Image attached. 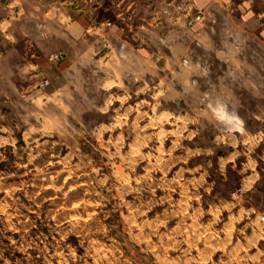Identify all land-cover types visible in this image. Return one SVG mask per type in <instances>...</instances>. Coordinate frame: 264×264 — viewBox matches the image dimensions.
Instances as JSON below:
<instances>
[{
  "label": "rangeland",
  "instance_id": "374dc122",
  "mask_svg": "<svg viewBox=\"0 0 264 264\" xmlns=\"http://www.w3.org/2000/svg\"><path fill=\"white\" fill-rule=\"evenodd\" d=\"M251 47L263 73L249 102H202L194 45L173 99L160 80L153 96L79 102L57 128L32 119L24 134L1 108L16 131L0 130V264H264V45Z\"/></svg>",
  "mask_w": 264,
  "mask_h": 264
},
{
  "label": "crops",
  "instance_id": "0c3cea01",
  "mask_svg": "<svg viewBox=\"0 0 264 264\" xmlns=\"http://www.w3.org/2000/svg\"><path fill=\"white\" fill-rule=\"evenodd\" d=\"M70 2L0 0V109L24 125L22 134L32 119L57 128L79 102H123L128 90L136 97L149 87L153 96L160 80L173 99L176 66L191 73L194 45L202 47V102H249L242 92L263 73L251 46L264 45V0H86L83 9ZM190 6L204 14L187 26ZM58 50L62 58H49ZM4 129L11 140L16 127L0 123Z\"/></svg>",
  "mask_w": 264,
  "mask_h": 264
},
{
  "label": "built area",
  "instance_id": "2783aa9c",
  "mask_svg": "<svg viewBox=\"0 0 264 264\" xmlns=\"http://www.w3.org/2000/svg\"><path fill=\"white\" fill-rule=\"evenodd\" d=\"M204 11L202 9H197L193 11L191 14H189L185 19V24L187 26L193 25L196 21L201 20L203 17ZM264 25V24H263ZM64 56V53L61 50L53 51L49 54V57L53 60L60 59ZM47 82L46 79H43L41 81V84H45Z\"/></svg>",
  "mask_w": 264,
  "mask_h": 264
},
{
  "label": "clouds",
  "instance_id": "9594fccd",
  "mask_svg": "<svg viewBox=\"0 0 264 264\" xmlns=\"http://www.w3.org/2000/svg\"><path fill=\"white\" fill-rule=\"evenodd\" d=\"M209 108L212 110L214 116L218 120H226L230 123H235L236 125L240 124V121L235 116H229L222 105H217L216 107H212L209 105Z\"/></svg>",
  "mask_w": 264,
  "mask_h": 264
}]
</instances>
